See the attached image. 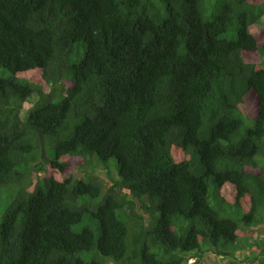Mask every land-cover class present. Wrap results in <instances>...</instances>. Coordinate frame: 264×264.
<instances>
[{
    "label": "trees",
    "instance_id": "1",
    "mask_svg": "<svg viewBox=\"0 0 264 264\" xmlns=\"http://www.w3.org/2000/svg\"><path fill=\"white\" fill-rule=\"evenodd\" d=\"M0 68V264H264V0H0Z\"/></svg>",
    "mask_w": 264,
    "mask_h": 264
},
{
    "label": "rangeland",
    "instance_id": "2",
    "mask_svg": "<svg viewBox=\"0 0 264 264\" xmlns=\"http://www.w3.org/2000/svg\"><path fill=\"white\" fill-rule=\"evenodd\" d=\"M157 2H159L160 0H156ZM226 1H228V0H207V15L208 16H211L212 14H214V13H216V12H218L219 10H220V7L222 6V4L224 3V2H226ZM0 73H2V69L0 68ZM35 96L36 95H33L32 97V101L30 102V105L36 100L35 99ZM28 106V105H27ZM27 114V113H26ZM24 115L23 116V118L25 119V118H27L26 116L28 115ZM74 131V128H72L71 129V133ZM102 171V174H103V176L105 177V178H107L106 177V173H105V171L102 169L101 170ZM257 228H259V230L256 232V234H255V236H256V238H258V236L259 235H261V236H264V225H259ZM251 239L252 240H255V238L254 237H251ZM243 252V251H242ZM209 254H207V256H208ZM242 254L240 253L239 254V257L240 258H242ZM206 260V262H209L210 264H213V261H212V259L210 258V257H207V259H205ZM240 264H244V262H241Z\"/></svg>",
    "mask_w": 264,
    "mask_h": 264
},
{
    "label": "clouds",
    "instance_id": "3",
    "mask_svg": "<svg viewBox=\"0 0 264 264\" xmlns=\"http://www.w3.org/2000/svg\"><path fill=\"white\" fill-rule=\"evenodd\" d=\"M194 260H195V258H193V257H192V258H190V259H189V263H192V262H194Z\"/></svg>",
    "mask_w": 264,
    "mask_h": 264
}]
</instances>
